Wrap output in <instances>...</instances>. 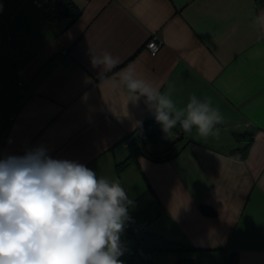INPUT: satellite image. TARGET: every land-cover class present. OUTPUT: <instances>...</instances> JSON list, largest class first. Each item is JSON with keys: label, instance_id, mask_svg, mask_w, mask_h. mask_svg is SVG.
<instances>
[{"label": "crops", "instance_id": "obj_1", "mask_svg": "<svg viewBox=\"0 0 264 264\" xmlns=\"http://www.w3.org/2000/svg\"><path fill=\"white\" fill-rule=\"evenodd\" d=\"M46 1L0 0V159L43 147L119 180L130 220L195 248L156 252L151 264H224L230 252L264 264V28L255 23L264 0H70L78 17L53 21ZM153 34L154 55L144 47ZM105 51L118 63L94 67L92 54ZM129 65L177 108L211 97L223 116L216 134L177 125L176 155L128 159L134 131L155 116L113 86Z\"/></svg>", "mask_w": 264, "mask_h": 264}, {"label": "clouds", "instance_id": "obj_2", "mask_svg": "<svg viewBox=\"0 0 264 264\" xmlns=\"http://www.w3.org/2000/svg\"><path fill=\"white\" fill-rule=\"evenodd\" d=\"M255 23L264 28V11ZM117 63L110 52L92 54L94 67L111 69ZM113 86L127 89L128 102L144 98L168 137L177 125L206 137L223 121L211 97L192 94L177 108L170 94L133 65ZM132 204L119 180L97 176L76 161L54 159L43 147L0 159V264H124L121 235Z\"/></svg>", "mask_w": 264, "mask_h": 264}, {"label": "trees", "instance_id": "obj_3", "mask_svg": "<svg viewBox=\"0 0 264 264\" xmlns=\"http://www.w3.org/2000/svg\"><path fill=\"white\" fill-rule=\"evenodd\" d=\"M80 10L74 6L70 0H47L42 7V14L48 20H58L63 16H68L70 20L78 17ZM158 124L155 116L148 118L137 130L134 132L135 137L131 142L130 154L128 159L144 153L155 161H164L177 154L174 141L167 148L150 152L145 149V140L154 135L153 129ZM243 137V135H237ZM179 139V138H178ZM250 137H247V142ZM249 143V142H248ZM248 143L243 147L235 149L239 155H244L247 150ZM201 211L204 214L211 215L214 211L208 206L201 205ZM124 254L119 257L124 264H151L152 256L156 252H184L190 253L194 251V247L190 244H185L180 241L167 239L160 234L148 229L142 228L136 232L129 231L126 235V240L123 243ZM173 264H196L195 259L191 257L180 256ZM224 264H238V256L236 252H230Z\"/></svg>", "mask_w": 264, "mask_h": 264}, {"label": "rangeland", "instance_id": "obj_4", "mask_svg": "<svg viewBox=\"0 0 264 264\" xmlns=\"http://www.w3.org/2000/svg\"><path fill=\"white\" fill-rule=\"evenodd\" d=\"M179 129V127H176L175 130ZM173 130V131H175ZM180 134H178L177 136H173V134L168 137L163 131H162V127L158 126L156 131H155V138L154 141L152 142H148L145 144V149L148 150H158V149H162L168 145H171L173 143V141H176L175 144H177L179 142L180 139H177L179 137ZM176 254H183L184 252H175Z\"/></svg>", "mask_w": 264, "mask_h": 264}, {"label": "built area", "instance_id": "obj_5", "mask_svg": "<svg viewBox=\"0 0 264 264\" xmlns=\"http://www.w3.org/2000/svg\"><path fill=\"white\" fill-rule=\"evenodd\" d=\"M145 49L152 55L156 54L161 48V41L158 37L153 34L150 38H148L144 44ZM146 224H137L134 221L130 220L126 223L124 231L121 236H126L129 231H138L142 228H145Z\"/></svg>", "mask_w": 264, "mask_h": 264}]
</instances>
